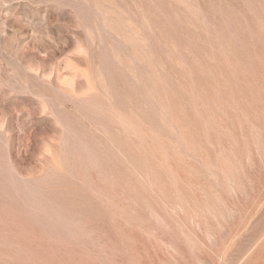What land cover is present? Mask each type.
Segmentation results:
<instances>
[{"label": "rangeland", "instance_id": "rangeland-1", "mask_svg": "<svg viewBox=\"0 0 264 264\" xmlns=\"http://www.w3.org/2000/svg\"><path fill=\"white\" fill-rule=\"evenodd\" d=\"M0 264H264V0H0Z\"/></svg>", "mask_w": 264, "mask_h": 264}]
</instances>
